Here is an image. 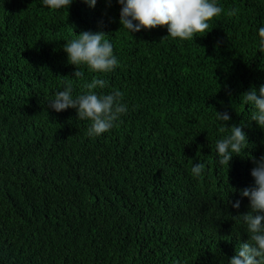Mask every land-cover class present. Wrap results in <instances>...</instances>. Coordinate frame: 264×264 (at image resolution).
<instances>
[{
	"label": "trees",
	"instance_id": "obj_1",
	"mask_svg": "<svg viewBox=\"0 0 264 264\" xmlns=\"http://www.w3.org/2000/svg\"><path fill=\"white\" fill-rule=\"evenodd\" d=\"M217 3L207 32L180 41L166 26L130 35L116 0L59 11L0 0V264H227L248 240L239 191L253 185L264 129L240 96L264 84V0ZM82 31L108 35L115 70L78 66L84 75L73 77L63 45ZM93 78L105 81L95 91L120 90L128 106L99 137L75 109L47 106ZM225 111L248 144L220 165L215 141L230 129L220 131L216 112ZM197 162L205 170L194 177Z\"/></svg>",
	"mask_w": 264,
	"mask_h": 264
},
{
	"label": "clouds",
	"instance_id": "obj_2",
	"mask_svg": "<svg viewBox=\"0 0 264 264\" xmlns=\"http://www.w3.org/2000/svg\"><path fill=\"white\" fill-rule=\"evenodd\" d=\"M74 0H41V6L48 10L69 8ZM89 7H94L97 0H83ZM110 5L111 0H105ZM120 5V28L130 35L141 29L148 30L157 26H166L167 36L180 41L192 40L199 33H206L209 22L223 11L217 0H116ZM235 14V9L228 15ZM103 32L82 31L74 38L66 41L63 51L67 62L75 65L73 77L81 78L84 73L78 66L86 67L92 73H110L119 66V60L113 50V43ZM258 51L264 52V24L256 30ZM85 91L73 97L72 86L67 84L63 90L57 91L54 97L47 101V106L55 112L68 108L75 109L77 119L90 121L87 128L89 137H99L109 131L128 106L123 102V93L114 89L108 93H98L95 89H103L105 81L93 78L84 86ZM240 98L250 107V121L264 129V84L259 88H251ZM216 120L222 122L220 131L226 132L215 141L216 161L220 165L229 164L233 155H239L248 144L242 126L226 127L230 120L228 112H216ZM254 167L250 170L253 185L239 191L240 197L248 200L249 211L236 216L248 234V240L239 243L235 254L228 259L227 264H264V154L259 159L253 158ZM205 165L197 162L191 167V174L199 177L203 174ZM238 209L240 200L232 203Z\"/></svg>",
	"mask_w": 264,
	"mask_h": 264
}]
</instances>
